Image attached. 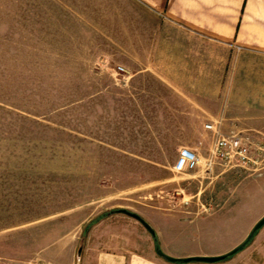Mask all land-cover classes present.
Instances as JSON below:
<instances>
[{"label": "rangeland", "instance_id": "rangeland-1", "mask_svg": "<svg viewBox=\"0 0 264 264\" xmlns=\"http://www.w3.org/2000/svg\"><path fill=\"white\" fill-rule=\"evenodd\" d=\"M122 24L85 0H0L1 256L67 264L74 238V264L124 248L219 256L264 216V161L205 171L212 132L172 128L166 112L162 128L123 118ZM181 147L200 158L194 170L177 167ZM118 209L141 216L153 234ZM218 262L264 264V225Z\"/></svg>", "mask_w": 264, "mask_h": 264}, {"label": "crops", "instance_id": "crops-1", "mask_svg": "<svg viewBox=\"0 0 264 264\" xmlns=\"http://www.w3.org/2000/svg\"><path fill=\"white\" fill-rule=\"evenodd\" d=\"M85 8L123 20V118L133 128L147 119L162 128L166 112L170 127L203 138L206 123L264 129V0H85ZM75 240L64 246L67 264ZM0 264L26 263L0 255ZM94 264L180 263L124 248L98 250Z\"/></svg>", "mask_w": 264, "mask_h": 264}, {"label": "built area", "instance_id": "built-area-1", "mask_svg": "<svg viewBox=\"0 0 264 264\" xmlns=\"http://www.w3.org/2000/svg\"><path fill=\"white\" fill-rule=\"evenodd\" d=\"M117 69L120 73L126 72L121 66H118ZM218 125V122L204 125L205 129L211 131L214 136L209 154L202 162L205 171H210V168L217 164L227 167L256 169L263 163L264 137L260 141L256 140L245 129H234L228 133H223ZM199 160L200 158L194 150L181 147L178 152L177 167L191 171L198 167Z\"/></svg>", "mask_w": 264, "mask_h": 264}, {"label": "water", "instance_id": "water-1", "mask_svg": "<svg viewBox=\"0 0 264 264\" xmlns=\"http://www.w3.org/2000/svg\"><path fill=\"white\" fill-rule=\"evenodd\" d=\"M116 211L125 213V214L137 219L149 232H151L153 234V230L151 229V227L138 214H136L134 212H130L126 209H118ZM263 225H264V216L255 224V226L253 227V229L250 232V234L248 235V237L240 245L233 248L231 251H229L228 253H226L224 255H219V256H188V257H184V258H177V257H172L169 255H166V254L162 253L160 250H158L157 253L160 256H162L164 259H166L167 261L172 262V263H190V262L214 263V262H218V261H221L223 259H226L228 256L233 255L236 252H238L239 250L243 249L244 246L249 242L252 235ZM79 251L80 250H78V253H79Z\"/></svg>", "mask_w": 264, "mask_h": 264}, {"label": "trees", "instance_id": "trees-1", "mask_svg": "<svg viewBox=\"0 0 264 264\" xmlns=\"http://www.w3.org/2000/svg\"><path fill=\"white\" fill-rule=\"evenodd\" d=\"M251 239V238H250ZM229 257V256H228Z\"/></svg>", "mask_w": 264, "mask_h": 264}]
</instances>
